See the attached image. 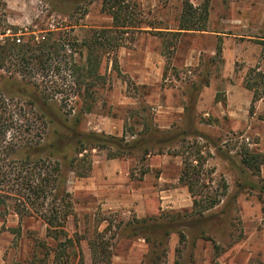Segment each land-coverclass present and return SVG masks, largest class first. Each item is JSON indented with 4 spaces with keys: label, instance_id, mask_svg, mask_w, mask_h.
I'll use <instances>...</instances> for the list:
<instances>
[{
    "label": "rangeland",
    "instance_id": "374dc122",
    "mask_svg": "<svg viewBox=\"0 0 264 264\" xmlns=\"http://www.w3.org/2000/svg\"><path fill=\"white\" fill-rule=\"evenodd\" d=\"M88 1L0 0V41L53 35L80 43L97 30L115 31L103 0ZM128 1L140 25L122 33L114 52L101 53L105 83L90 112H81L73 91L68 106L64 94L49 101L41 95L76 88L62 65L59 74L36 78L38 86L12 67L0 70L6 110L30 125L23 141L42 148L33 158L58 163L59 192L71 202L57 239L37 216L0 213V264H93L92 242L107 245L106 264H264V88L255 86L254 103L244 88L250 69L264 74V0H189L208 3L206 29L182 32L169 53L156 32L177 31L181 1ZM74 58L84 61L78 51ZM155 130L175 139L154 141L147 133ZM73 133L145 143L122 158L93 150L91 172L77 178ZM244 149L262 157L259 171L241 163ZM185 160L202 170V192L226 186L219 204L192 221V198L179 181ZM152 219L161 223L157 231L144 226Z\"/></svg>",
    "mask_w": 264,
    "mask_h": 264
},
{
    "label": "trees",
    "instance_id": "16d2710c",
    "mask_svg": "<svg viewBox=\"0 0 264 264\" xmlns=\"http://www.w3.org/2000/svg\"><path fill=\"white\" fill-rule=\"evenodd\" d=\"M180 1L182 8L177 31L156 32L162 38L166 53L175 47L182 32H201L206 29L208 3L195 7L189 0ZM102 8L111 17L112 27L115 31L97 30L90 37L82 39L80 43L74 40L69 41L63 37L56 38L53 35L42 36L40 39L29 38L22 44L19 39L5 37L0 41V70H10L12 67L15 69V73H19L22 79L27 80L28 84L38 86L39 83L35 82L36 78L51 77L50 73L57 75L60 73L62 65V68L69 73L68 77L73 79L71 82L76 88L70 86L71 88L53 90L47 96L40 92L41 95L46 101H49L57 95L64 94L61 101L68 106L66 103L70 102L73 91L74 96L78 97L81 102V112H90L96 88L105 83L99 73L101 53L103 51L114 52L121 46L122 33L130 31L131 28L137 29L140 25L128 0H103ZM262 44L264 46V42ZM76 51L84 56L83 62H81L82 58L79 62H75ZM258 83H261L264 88V74L259 71V66H255L247 72L244 79V88L253 92V103L258 99V93L255 91V86ZM23 110V115L27 114L26 109ZM68 111L71 113L73 110L69 108ZM5 112H8L6 119L2 115ZM250 112L252 113V106ZM27 123L23 122L14 110H6L5 102L0 95V213L1 216L6 217L11 211L19 219L25 216H37L46 224L48 235L57 239L60 234L64 233L66 221L71 215V202L64 191L59 192L61 172L58 163L47 162L42 158H33L32 152H41V146L23 141V132H28L31 129L30 125L26 126ZM157 132L155 130V133ZM147 135L154 141L155 137L164 140L163 143L175 139L173 135L169 137L167 132L163 134L159 132L154 135L151 131ZM164 136L165 138H163ZM71 141L74 145L75 156L70 162V167L77 178H86L91 172L90 153L93 150L106 149L107 151L108 149L107 155L110 159L122 158L131 155L134 150L145 143L143 137H137L133 142H128L125 137H109L98 133H73ZM107 145L114 150H109ZM146 151L145 149L144 152ZM21 152L24 153V156L18 157ZM195 153L194 161L202 166L200 150L197 149ZM197 156L198 160H196ZM241 163L251 171H259L263 160L260 155L244 149L241 152ZM201 172L202 170H197V166H192V163L185 160L179 178V181L187 187L192 198L191 214L186 215L191 221L197 218L201 219L206 212L219 204L221 197L226 193L225 185L217 188L212 194L206 191L202 192L201 189L204 186H197ZM260 191L264 193V185L260 187ZM183 219L180 220L183 221ZM138 222L147 223L148 221ZM158 225L161 223L152 219V223L144 226L149 227V231H157L154 229H157ZM145 229L143 227L142 231L146 233ZM91 255L93 264H106L110 261L111 253L107 250V245L92 242ZM77 264L84 263L79 261Z\"/></svg>",
    "mask_w": 264,
    "mask_h": 264
}]
</instances>
